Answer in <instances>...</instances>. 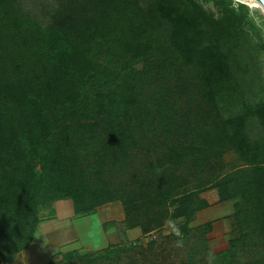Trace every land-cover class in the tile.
I'll use <instances>...</instances> for the list:
<instances>
[{
  "label": "trees",
  "instance_id": "trees-1",
  "mask_svg": "<svg viewBox=\"0 0 264 264\" xmlns=\"http://www.w3.org/2000/svg\"><path fill=\"white\" fill-rule=\"evenodd\" d=\"M207 1L219 13L201 0H56L43 12L0 0V264L29 247L40 207L58 199L75 216L119 200L125 227L143 234L184 218L186 235L210 189L234 204L215 264H264V44L227 0ZM97 46L121 53L124 69L105 66ZM147 83L163 86L147 96ZM155 243L133 262L148 264ZM131 252L58 251L48 264ZM202 261L187 251L182 264Z\"/></svg>",
  "mask_w": 264,
  "mask_h": 264
},
{
  "label": "rangeland",
  "instance_id": "rangeland-1",
  "mask_svg": "<svg viewBox=\"0 0 264 264\" xmlns=\"http://www.w3.org/2000/svg\"><path fill=\"white\" fill-rule=\"evenodd\" d=\"M17 1L21 2L24 6H26V8L31 9L35 12L47 11L45 7H48L56 3V0H17ZM201 3L204 5L206 9L213 10L216 13H219V7L216 6L214 2L201 0ZM46 19L48 18L46 17ZM259 40L261 43L264 44V38H259ZM97 52L99 54L97 56H101V61L105 66H113V67H117L118 69H122V68L124 69L125 58L121 55V53H119V56L118 55L115 56L113 53L111 54L109 49H107V51H102V49L99 46L96 47V53ZM128 55L130 56L129 53ZM119 57H120L119 62L116 63L115 60L116 58ZM140 67L142 68V65ZM180 67L182 68L180 75L183 82L189 83L190 85L193 86V84L191 83L193 79L192 71L182 66ZM257 68L261 73L262 82L264 83V51H260L257 53ZM161 86L163 85L160 83H157L156 87L155 84L147 83L146 91H145L147 96H152L154 90L159 89ZM259 97L260 95L253 96L254 99H258ZM184 102L185 99H183V103ZM227 159L231 160L232 162L238 161L237 156L233 152L227 154ZM31 167L33 172L38 176L40 174L39 163L36 160H33L31 162ZM120 202L121 201L118 200V203ZM104 207L105 205L99 208L103 210ZM229 207L230 204L225 203V204H220L219 207L214 206L211 209L198 213L193 218L194 222L190 224V226L193 229L190 232H187L186 235H184L185 245L183 248L175 247L176 238L172 236L170 237L171 239L170 241H166L163 239L165 236H170V234H166L164 227L165 225L158 230H154L148 234H143L141 228L139 227L129 229L125 227V224H122L120 226L118 224L117 228L120 231L119 237L121 238L122 241V245L120 246H123L125 248H130L132 252L125 253L120 257H115L112 260V264H137L133 262V260L137 258L136 257L137 252H141L145 248L147 249L149 244L152 242H156V243L152 245L154 246V248H153V252L150 253V258L147 262L148 264H182L183 259L185 258V252L187 251L192 252L196 256L197 260H203L202 264L204 263L208 264L209 251H212L215 254L226 249L229 246V239H230L229 233L231 231L230 219L228 216H225L223 218H221V216L216 217L217 214L211 212H213L216 209L220 210V208L223 209ZM73 210H74L73 202L70 198L58 199L55 202H52L48 205L41 206L40 217L43 218L42 222L47 220L52 221L57 218L68 219V217L71 218L73 217ZM73 221L74 223H76L77 226L80 244L81 247L83 248L82 250H80L82 251V253L83 252L88 253L94 250H98L108 245L105 234L98 224L99 220L97 216L92 215L88 217H80L73 219ZM208 221L213 222V227L210 232L206 231L205 229L202 230L201 228H199L201 224H204ZM176 222L178 223L179 227L182 229L183 228L182 226L184 225L185 221L182 220ZM128 230L131 232V237H129L125 233V231ZM58 246L55 247L54 245V248L56 249L54 250L53 253L58 251L69 252L72 250H79V249H73L72 246H62V247L61 246L58 247ZM207 246L209 248L208 250H206ZM112 247L117 248L119 246L116 245ZM18 254L13 256L12 264H19L16 263V257L18 256Z\"/></svg>",
  "mask_w": 264,
  "mask_h": 264
},
{
  "label": "crops",
  "instance_id": "crops-1",
  "mask_svg": "<svg viewBox=\"0 0 264 264\" xmlns=\"http://www.w3.org/2000/svg\"><path fill=\"white\" fill-rule=\"evenodd\" d=\"M201 196L211 204L208 208L202 211L211 209L214 206L219 207L220 204L229 203L230 204L229 208H223V209L220 208V210L216 209L211 213H215L217 214L216 217L221 216V218L225 216L229 217L234 213V204L232 201H226L222 203L219 202V193L217 189H210L208 191H205L203 194H201ZM92 215L98 217L99 220L98 224L103 230L105 237L107 239L108 245L106 247L122 245L121 238L119 237L120 231L117 228V225L119 224L120 226L124 224L125 212L121 202L118 203V201H115L112 203L105 204L103 210L98 208L97 212L90 215L75 216L73 210L72 218L71 217H68V219L57 218L52 221L47 220L42 222L38 228V232L35 240L29 245L27 249H25L23 252L18 254V256L16 257V263L48 264L53 254L56 253V252L53 253L54 250L56 249L54 248V245L55 247L58 245H59L58 247L72 246L73 249L82 250L83 248L81 247L80 244L77 226L76 223H74L73 219L80 217H88ZM182 220L184 221V218H179L177 221H182ZM192 222H194V220ZM125 233L126 235L131 237V232L129 230L125 231Z\"/></svg>",
  "mask_w": 264,
  "mask_h": 264
},
{
  "label": "clouds",
  "instance_id": "clouds-1",
  "mask_svg": "<svg viewBox=\"0 0 264 264\" xmlns=\"http://www.w3.org/2000/svg\"><path fill=\"white\" fill-rule=\"evenodd\" d=\"M227 9L234 16L241 19V27L252 43H258L264 38V0H227ZM166 234L176 237L175 247L183 248L185 245L184 233L174 220L165 222ZM208 264H215L212 251L208 253Z\"/></svg>",
  "mask_w": 264,
  "mask_h": 264
}]
</instances>
